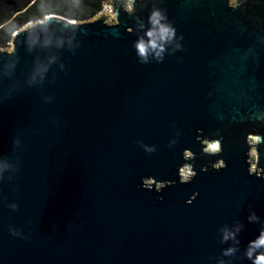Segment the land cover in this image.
<instances>
[{
	"label": "water",
	"instance_id": "water-1",
	"mask_svg": "<svg viewBox=\"0 0 264 264\" xmlns=\"http://www.w3.org/2000/svg\"><path fill=\"white\" fill-rule=\"evenodd\" d=\"M102 9L0 47V264H254L264 0Z\"/></svg>",
	"mask_w": 264,
	"mask_h": 264
},
{
	"label": "trees",
	"instance_id": "trees-1",
	"mask_svg": "<svg viewBox=\"0 0 264 264\" xmlns=\"http://www.w3.org/2000/svg\"><path fill=\"white\" fill-rule=\"evenodd\" d=\"M105 0H0V47L8 46L12 33L30 20L47 13H59L71 19L93 17Z\"/></svg>",
	"mask_w": 264,
	"mask_h": 264
},
{
	"label": "clouds",
	"instance_id": "clouds-1",
	"mask_svg": "<svg viewBox=\"0 0 264 264\" xmlns=\"http://www.w3.org/2000/svg\"><path fill=\"white\" fill-rule=\"evenodd\" d=\"M128 9L131 10V4L130 3L128 5ZM161 19H163V17L161 16V14L159 12H154L152 14L151 22L154 25V29H153V31H149L148 32V36L149 37H155L156 36V28H155V26L158 25L159 26V35H160L161 38L170 39V38L174 37L175 36V30L173 28H171L170 26L160 24ZM149 47H151L153 49L157 47L155 39H152L150 45L146 44L143 40H141L137 44V49H138V52H139V54L141 56H146L147 55V53L149 51ZM228 238H229V236L226 235L225 239H228ZM252 243L254 245H256L257 247L264 246V234H262L257 241H253ZM249 255L251 256V253H249ZM254 264H264V254L258 255L256 257V260L254 261Z\"/></svg>",
	"mask_w": 264,
	"mask_h": 264
},
{
	"label": "rangeland",
	"instance_id": "rangeland-1",
	"mask_svg": "<svg viewBox=\"0 0 264 264\" xmlns=\"http://www.w3.org/2000/svg\"><path fill=\"white\" fill-rule=\"evenodd\" d=\"M102 10H103V9H102ZM102 10H101V11H102ZM101 11H100V12H101ZM100 12H99V13H100ZM107 17H108V21H109V22H110L111 20L114 19V18L112 17V15L110 14V12H108ZM5 47L10 49V45L5 46Z\"/></svg>",
	"mask_w": 264,
	"mask_h": 264
}]
</instances>
